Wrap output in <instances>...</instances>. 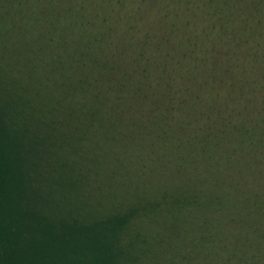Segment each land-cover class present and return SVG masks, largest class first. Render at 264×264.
Returning <instances> with one entry per match:
<instances>
[{"label":"rangeland","instance_id":"obj_1","mask_svg":"<svg viewBox=\"0 0 264 264\" xmlns=\"http://www.w3.org/2000/svg\"><path fill=\"white\" fill-rule=\"evenodd\" d=\"M49 31L88 40L97 76L136 95L80 90L72 60L75 89L46 92L48 72L62 81ZM0 50L36 102L62 99L69 196L89 213L148 207L128 231L149 244L141 264H264V0H0Z\"/></svg>","mask_w":264,"mask_h":264},{"label":"trees","instance_id":"obj_2","mask_svg":"<svg viewBox=\"0 0 264 264\" xmlns=\"http://www.w3.org/2000/svg\"><path fill=\"white\" fill-rule=\"evenodd\" d=\"M48 34L44 47H60L53 62L59 68L50 73L60 75L62 81L57 83L48 72L46 92L58 88L65 98L75 89L67 83L73 79L68 62L72 60L77 65L74 70H80L75 77L80 90L94 91L101 85L105 91L128 88L126 95H136L126 76L118 78L115 88L110 84L112 77L97 76L96 68L104 64L88 57V40L70 42L65 37L60 41L58 34ZM0 56V264H141L149 244L141 233L131 237L128 231L136 218L149 216L148 207L131 205L105 214L89 213L69 196L77 181L70 176L75 167L57 154L70 145L69 137L57 132L68 114L61 109L62 99L53 98L50 106L36 102L41 90H29L19 82L3 62L1 50ZM95 93L100 94L99 90ZM168 197L164 191L156 211ZM197 202L192 198L188 205L196 208Z\"/></svg>","mask_w":264,"mask_h":264}]
</instances>
